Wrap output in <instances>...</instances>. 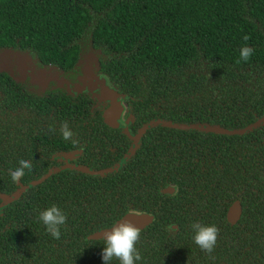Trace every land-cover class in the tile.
I'll use <instances>...</instances> for the list:
<instances>
[{
	"label": "trees",
	"instance_id": "16d2710c",
	"mask_svg": "<svg viewBox=\"0 0 264 264\" xmlns=\"http://www.w3.org/2000/svg\"><path fill=\"white\" fill-rule=\"evenodd\" d=\"M245 45L254 52L236 63ZM26 70L60 79L44 87ZM95 72L123 99L132 134L155 120L245 128L264 116V0H0V196L26 187L0 209V264H104V241L86 236L131 212L154 218L136 264H264V123L237 135L156 124L130 143L61 82ZM64 122L78 143L62 139ZM74 149L93 174H48ZM21 158L32 169L13 182ZM168 183L176 194L160 192ZM52 204L67 214L59 240L38 220ZM193 222L218 227L210 255Z\"/></svg>",
	"mask_w": 264,
	"mask_h": 264
},
{
	"label": "clouds",
	"instance_id": "9594fccd",
	"mask_svg": "<svg viewBox=\"0 0 264 264\" xmlns=\"http://www.w3.org/2000/svg\"><path fill=\"white\" fill-rule=\"evenodd\" d=\"M248 35L243 36L244 41H248ZM254 49L247 45L239 50L240 61L247 62L252 56ZM48 131L54 133L56 129L49 125ZM62 139L65 141L71 140L72 143H78L73 140V132L70 130L66 122L62 123L59 129ZM19 167L9 170V175L13 182L19 181L25 175V169H32L30 160L21 158ZM38 220L43 222L46 231L54 238L59 240L61 237L60 226L67 222V214L63 212L59 206L52 204L46 209L38 212ZM192 231L193 242L204 252L209 255L214 251L217 243L219 229L215 224L207 225L200 222H193L190 225ZM141 230L135 226L130 220H122L114 224L109 231H105L102 239L104 248L101 253L104 264H111L113 259L119 261V264H136V261L142 259L141 254L136 248L137 242L140 240ZM211 258V256H210Z\"/></svg>",
	"mask_w": 264,
	"mask_h": 264
},
{
	"label": "water",
	"instance_id": "95a60500",
	"mask_svg": "<svg viewBox=\"0 0 264 264\" xmlns=\"http://www.w3.org/2000/svg\"><path fill=\"white\" fill-rule=\"evenodd\" d=\"M22 66V65H21ZM19 67L18 69L20 70L22 67ZM31 76V75H30ZM32 77V76H31ZM50 79V78H48ZM32 80L37 83V84H44V79L43 78H38V77H32ZM85 80H87V82L89 83L90 81V76L87 73L83 74V77L81 79L83 85L85 83ZM97 78H95V82H96ZM90 85V84H89ZM96 85V84H95ZM95 88H97V85L94 86ZM105 95H107V98H109V103H110V107L109 109H107V111L105 112V116H106V121L108 123L109 126L111 127H117V121L119 120V114L121 112V107H120V96H116L113 95V92L111 89L106 88L105 89ZM110 115L112 116L110 119H107V116ZM264 123V116L255 121L254 123L248 125L245 128H239V129H233V130H228V129H221L218 126H209V125H189V126H184V125H177L168 121H161V120H155V121H150L148 123H146L141 129L140 131L137 133V135L133 138V142L136 143L138 138L140 137V135L145 131L146 128H148L151 125H159V126H163V127H167V128H172V129H180V130H187V129H192L195 131H200V132H212L215 134H223V135H237V134H243L246 131H249L261 124ZM133 143V144H134ZM133 146V145H132ZM131 146V148H132ZM130 148V149H131ZM116 167L110 168L108 170L105 171H101L99 172L100 174H104L107 171H113L115 170ZM79 170L85 171L87 173L93 174L92 171L88 170V169H84V168H79ZM54 171H49L48 174L52 173ZM42 179V178H41ZM41 179L39 181H41ZM26 189L25 186H21V188L16 191L12 197H8V196H0V198L4 201L3 204L0 205V209L7 203H9L12 199H16L21 192H23V190ZM163 194L165 195H172L176 193V188H174L171 185H167L162 191ZM240 213H241V208H240V204L237 200L233 201L230 206L227 208L226 213H225V220L226 222L232 226L234 225L239 217H240ZM130 220L135 226L139 227L140 230L146 228L148 225H150L153 221V216L149 213H127L125 215H123L122 217H120L119 219L115 220L112 225L108 228H105L103 230L94 232L92 234H89L88 236H86V240H103L102 236L104 234L105 231H109L111 229V227L116 224L121 222L122 220ZM170 229H175L176 226L175 225H171L169 226Z\"/></svg>",
	"mask_w": 264,
	"mask_h": 264
},
{
	"label": "flooded vegetation",
	"instance_id": "af4514ba",
	"mask_svg": "<svg viewBox=\"0 0 264 264\" xmlns=\"http://www.w3.org/2000/svg\"><path fill=\"white\" fill-rule=\"evenodd\" d=\"M25 73L30 76L31 74L27 72V70L25 71ZM32 76V75H31ZM30 76V77H31ZM33 77V76H32ZM78 75H76L74 77L75 81L77 82H73V83H68L67 80H61L62 83L66 84L67 86V92L68 94L70 95H73L74 93H84V94H88L89 97L94 101V106L96 107V109L99 111V114H96L97 117L99 118V120L102 122V124L106 125V126H109L107 121H106V116H105V112L107 111V109H109L110 107V103L109 101L107 100H104L102 99L100 96H99V86L101 84L98 85V81H99V78L103 76L98 73V72H95V74H93V77H90V81L89 83L87 82V80H85V83L83 85L82 81H78L77 78ZM83 77V75H82ZM81 77V79H82ZM22 78H23V75H22ZM50 78V79H48ZM95 78H97L96 82H95ZM45 81H44V84H37V85H41V86H44L47 84V82L51 79L53 80H58L60 79V77L56 76V75H47V76H44L43 78ZM101 79V78H100ZM80 82V83H79ZM103 82H105V80L103 79ZM102 83V82H101ZM106 83V82H105ZM90 84V85H89ZM97 85V88H95L94 86ZM107 84V83H106ZM107 87L109 89H111V87H109V85L107 84ZM119 102H120V107H121V112L119 114V120L117 121V124L118 126L115 127L116 129L119 130L120 133H122L123 135H127L128 138L130 139V143L132 141V139L137 135V131L135 133H131L130 131V128H129V123L131 122L132 118L130 115H126V108L124 106V103H123V99L120 97L119 99ZM92 115H95L93 113H91V116ZM112 117V116H110ZM90 141V143L92 144H95L94 141H91L90 137L87 139ZM138 141V140H137ZM127 154V153H126ZM125 154V155H126ZM83 155V149H74L73 151H70V152H63L61 154H58L57 156H53L51 158V160H54V162L57 163L58 167L56 168H52L51 170L56 172L57 170H63V169H71V168H78V167H81L79 166L80 164L79 163V158H81ZM67 158V159H66ZM119 162V161H118ZM167 185H171L173 186L171 183H168L166 184L161 190L160 192L167 186ZM174 187V186H173ZM176 188V187H174ZM176 192H177V188H176ZM162 193V192H161ZM163 194V193H162ZM176 194V193H175ZM165 195V194H164ZM174 195V194H172ZM172 195H168V196H172ZM140 214V213H139ZM150 214V213H149ZM152 215V214H151ZM171 226V225H170Z\"/></svg>",
	"mask_w": 264,
	"mask_h": 264
},
{
	"label": "rangeland",
	"instance_id": "374dc122",
	"mask_svg": "<svg viewBox=\"0 0 264 264\" xmlns=\"http://www.w3.org/2000/svg\"><path fill=\"white\" fill-rule=\"evenodd\" d=\"M108 88L107 84L105 82H102L101 85L99 86V96L104 99V100H109V98H107V95H105V89ZM110 119V115L107 116V119ZM67 159V158H66Z\"/></svg>",
	"mask_w": 264,
	"mask_h": 264
}]
</instances>
